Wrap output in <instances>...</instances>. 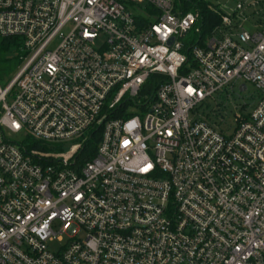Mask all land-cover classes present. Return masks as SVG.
Returning a JSON list of instances; mask_svg holds the SVG:
<instances>
[{"label": "built area", "instance_id": "1", "mask_svg": "<svg viewBox=\"0 0 264 264\" xmlns=\"http://www.w3.org/2000/svg\"><path fill=\"white\" fill-rule=\"evenodd\" d=\"M202 1L206 31L191 0H0V264H264V0ZM237 80L227 131L198 109Z\"/></svg>", "mask_w": 264, "mask_h": 264}, {"label": "rangeland", "instance_id": "2", "mask_svg": "<svg viewBox=\"0 0 264 264\" xmlns=\"http://www.w3.org/2000/svg\"><path fill=\"white\" fill-rule=\"evenodd\" d=\"M211 5H215L222 11H229L235 7L237 0H205ZM176 2V1H175ZM245 28L249 31H253V27H250L249 23L245 24ZM192 36V33L190 34ZM195 39V37H194ZM102 42L96 41V46H99ZM19 49L17 45L11 41L9 45L0 51V85L6 84L10 78L14 75L17 67L20 65L18 59ZM244 84L240 80H237L221 91L213 95L214 100L205 101L199 106L198 113L203 116L210 117L212 121H216L220 126L224 127L227 131L234 128L236 124V115H247L260 100L259 91L254 88L251 83H245L246 88L240 90V85ZM19 140H23L24 136H18ZM25 144L30 147L32 140H24ZM74 141L64 142L61 144H49L47 150L53 153L67 154ZM65 235H63L64 237ZM59 242L55 241L52 244L53 249H57Z\"/></svg>", "mask_w": 264, "mask_h": 264}, {"label": "trees", "instance_id": "3", "mask_svg": "<svg viewBox=\"0 0 264 264\" xmlns=\"http://www.w3.org/2000/svg\"><path fill=\"white\" fill-rule=\"evenodd\" d=\"M191 1H195L196 3H193L192 5L184 4L183 9H196L199 11L203 31H206L210 27L209 25L217 24L219 22V16L211 12V10H208L202 0ZM11 41L13 40L10 38H0V51L8 46Z\"/></svg>", "mask_w": 264, "mask_h": 264}, {"label": "water", "instance_id": "4", "mask_svg": "<svg viewBox=\"0 0 264 264\" xmlns=\"http://www.w3.org/2000/svg\"><path fill=\"white\" fill-rule=\"evenodd\" d=\"M240 90H241V91L244 90V85H242V86L240 87Z\"/></svg>", "mask_w": 264, "mask_h": 264}]
</instances>
